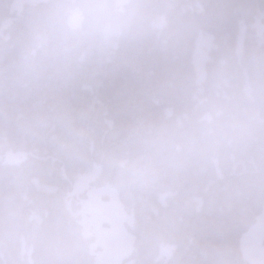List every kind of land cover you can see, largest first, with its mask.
<instances>
[{
	"label": "trees",
	"instance_id": "1",
	"mask_svg": "<svg viewBox=\"0 0 264 264\" xmlns=\"http://www.w3.org/2000/svg\"><path fill=\"white\" fill-rule=\"evenodd\" d=\"M161 2L172 6L160 21L164 33L130 40L40 85L0 90V144L26 154L0 164V264H93L91 240L66 206L76 209L68 172L80 158L74 168L97 170L96 186L115 187L132 215L126 228L135 236V264H247L240 242L264 204L258 146L163 167L146 183L129 182L119 164L133 148V126L162 107L179 111L242 84L264 55L254 29L264 0ZM198 43L208 56L199 86L192 65Z\"/></svg>",
	"mask_w": 264,
	"mask_h": 264
},
{
	"label": "clouds",
	"instance_id": "2",
	"mask_svg": "<svg viewBox=\"0 0 264 264\" xmlns=\"http://www.w3.org/2000/svg\"><path fill=\"white\" fill-rule=\"evenodd\" d=\"M171 10L161 0H0V90L40 85L130 40L164 33L160 21ZM129 141L133 148L119 172L132 183L240 145L258 146L264 157V55L245 70L241 85L179 111L162 107L154 119L133 126ZM20 162L0 144V164Z\"/></svg>",
	"mask_w": 264,
	"mask_h": 264
},
{
	"label": "water",
	"instance_id": "3",
	"mask_svg": "<svg viewBox=\"0 0 264 264\" xmlns=\"http://www.w3.org/2000/svg\"><path fill=\"white\" fill-rule=\"evenodd\" d=\"M207 56L199 48L195 50L192 64L202 81L205 75ZM17 159L24 154L14 155ZM94 171L79 176L72 187V195L78 199V225L82 237H93L90 254L94 264H134L132 259L135 237L126 230L125 225L133 221L120 201L118 191L109 186L91 187L95 181ZM81 199L80 196L84 195ZM106 199V201H103ZM161 204L164 206L163 198ZM92 231V233L90 232ZM264 207L256 223L248 229L240 243V251L247 264H264ZM169 258V253H163Z\"/></svg>",
	"mask_w": 264,
	"mask_h": 264
},
{
	"label": "rangeland",
	"instance_id": "4",
	"mask_svg": "<svg viewBox=\"0 0 264 264\" xmlns=\"http://www.w3.org/2000/svg\"><path fill=\"white\" fill-rule=\"evenodd\" d=\"M254 29H255L257 35L260 38L264 39V14L258 17V19L256 20V23H255ZM71 129H72V133L74 134V126ZM73 145H74L73 140H71V141L67 140V142H66V148L69 151L73 149ZM78 162H83V158L75 159L73 161L71 167H70V171L68 172L71 177H74V179L78 175L81 174L77 168H74L75 166H77ZM66 206L69 209V211L72 213V215L76 217V209L75 208L74 209L72 208V204L71 203H67ZM74 207H75V204H74Z\"/></svg>",
	"mask_w": 264,
	"mask_h": 264
},
{
	"label": "bare ground",
	"instance_id": "5",
	"mask_svg": "<svg viewBox=\"0 0 264 264\" xmlns=\"http://www.w3.org/2000/svg\"><path fill=\"white\" fill-rule=\"evenodd\" d=\"M239 79V78H238ZM59 121V120H58ZM61 133V132H60ZM53 161V160H52ZM47 165V164H46ZM29 258V257H28Z\"/></svg>",
	"mask_w": 264,
	"mask_h": 264
}]
</instances>
